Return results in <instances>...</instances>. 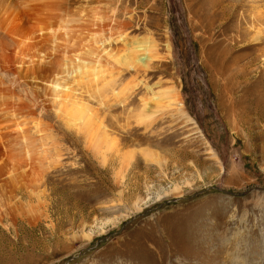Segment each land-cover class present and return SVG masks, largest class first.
I'll return each mask as SVG.
<instances>
[{
    "label": "rangeland",
    "instance_id": "374dc122",
    "mask_svg": "<svg viewBox=\"0 0 264 264\" xmlns=\"http://www.w3.org/2000/svg\"><path fill=\"white\" fill-rule=\"evenodd\" d=\"M1 1L0 264H264V0Z\"/></svg>",
    "mask_w": 264,
    "mask_h": 264
},
{
    "label": "bare ground",
    "instance_id": "6f19581e",
    "mask_svg": "<svg viewBox=\"0 0 264 264\" xmlns=\"http://www.w3.org/2000/svg\"><path fill=\"white\" fill-rule=\"evenodd\" d=\"M1 3H2V1H1ZM1 3H0V6H1ZM5 5L7 8L5 9V11L3 10L4 11L3 14H5V16H6V17H4V20L7 22V20L10 18L11 23L18 22L19 24H21L19 22L20 19L18 17V15L21 13V11H20V13L18 12L19 7H24V11H25V8H31L32 7V9H36V11L34 10L35 11L34 12V18L32 17L33 20L35 19L34 21L37 22V24H36L37 28L36 29H34L35 27L34 28H28V27L21 26V25H23V23L21 25L16 24V26L13 28V30L16 31L19 35L18 40H16V39L13 40V43L15 41H17L15 43L19 46L18 51L20 53H22V51H23V54H28V53H26V50L34 52V50L37 48L39 43L43 40L55 41L58 38V32H61L60 30H62V29L63 30L65 29L64 33H66V34L68 33V27L70 26L72 19L70 18L71 15L69 16L66 14L68 11L67 7L63 6L62 4H56V5L55 4H49L48 7H42V6H38V3L35 2V0H13V1H8L7 4H5ZM2 8H3V6H2ZM27 13H28V11H27ZM61 14H63V15H61ZM32 18L30 16L29 19H32ZM9 27H10V25H9ZM16 36H17V34H16ZM36 37H39V39L36 40ZM144 48L145 47L141 44L136 46L135 47V53H134L135 57L134 58L132 57V58L134 59L135 62L138 63V66L142 65L145 68V67L149 66V64H150L149 62L152 59V55L148 52L147 53H144V52L140 53L142 50H144ZM82 70H83V67H81V65L79 63L73 62L71 64V71L69 72V74L80 73ZM62 86H64V85H61L58 81H56L55 88H57V87L63 88ZM64 89L67 91L71 90L69 87H66ZM68 94H66L67 95L66 97H69ZM169 97L173 98V102L170 103L169 105L172 106V104L174 103L176 105V110L179 113L184 114L185 110H184L183 102H182V100H180L178 92L175 90H172V92L169 93ZM146 104L150 105V106H148L149 108H147L145 106L144 109H146L148 112L149 111H155L156 112V110H154V109H155V107H158L157 105H154L153 103H151L149 101H146L145 105ZM155 104H157V101H155ZM74 105H76V104H74ZM79 106H80V104H79ZM80 108L81 109L83 108V110H88L87 107L83 106V105L80 106ZM146 114L152 115L153 113H149V114L146 113ZM145 149H147V148H145ZM144 151H147L146 152L147 154L150 152V151L148 152V149L144 150ZM144 154H145V152H144ZM147 154H146V156H147ZM152 155H154V154H152ZM174 189H175V187H174ZM174 192L180 193V190L174 191Z\"/></svg>",
    "mask_w": 264,
    "mask_h": 264
}]
</instances>
